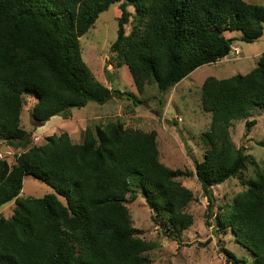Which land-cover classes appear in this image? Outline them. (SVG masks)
<instances>
[{"label": "trees", "instance_id": "16d2710c", "mask_svg": "<svg viewBox=\"0 0 264 264\" xmlns=\"http://www.w3.org/2000/svg\"><path fill=\"white\" fill-rule=\"evenodd\" d=\"M114 4L121 15L110 51L119 67H127L139 96L151 84L167 93L200 67L227 57L236 39L226 33L239 32L247 43L263 35L264 6L243 0H0L2 142L29 145L31 137L20 125L26 94L35 100L30 115L38 124L60 111L67 119L71 109L125 95L99 83L80 51V39ZM128 7L137 22L126 34ZM200 102L210 122L194 174L160 162L155 131L128 130L120 121L87 128L80 144L65 132L49 136L11 166L0 159V208L15 205L10 218H0V264H149L146 254L155 245L132 226L128 198L135 201L140 191L165 235L189 230L194 217L187 207L194 198L178 181L181 176L196 178L210 208L212 187L240 180L245 190L214 220L252 259L222 252L228 264H264V170L244 178L254 164L230 134L252 109L264 112V53L246 74L207 77ZM254 126L245 121L246 132ZM26 177L54 193L21 197Z\"/></svg>", "mask_w": 264, "mask_h": 264}, {"label": "rangeland", "instance_id": "374dc122", "mask_svg": "<svg viewBox=\"0 0 264 264\" xmlns=\"http://www.w3.org/2000/svg\"><path fill=\"white\" fill-rule=\"evenodd\" d=\"M247 3L264 6V0H243ZM129 23L124 26L125 33L131 31L137 22L135 12ZM121 13L118 4L97 18L91 28L81 39V57L90 68L99 83L111 89L116 82L117 90L124 94L114 96L107 104L97 105L89 102L84 108L70 110V117L62 114L52 117L44 124H38L31 118L30 110L35 104L33 96L25 95V105L21 111L20 125L30 135L28 146L13 147L0 140V159L10 166L16 157L33 146H40L45 138L65 132L73 144L83 141L87 128H103L107 123L120 121L128 130L144 132L155 131L158 140L160 162L172 169L191 174L195 173V162L202 160L204 141L202 133L208 129L209 114L201 109L200 89L207 77L229 79L236 74H246L256 66L259 55L264 53V25L262 37L251 43L239 40V32L226 33L227 38L236 39L233 49L224 59L217 63L205 65L191 73L167 93L160 94L154 85L145 87L143 95H137L132 78L125 65L118 66V59L110 51L117 35V19ZM114 89V88H113ZM134 95L140 102L133 103L126 93ZM253 120L255 126L246 132L245 121ZM246 120L235 121L230 129L231 139L235 147L243 148L254 166L249 165L244 178L254 177L256 171L264 170V112L252 109ZM180 184L192 193L193 202L187 207L188 213L194 217L193 226L180 233L166 232L152 221V211L148 208L140 191L135 201L128 198L127 211L132 226L139 232L140 238L155 245L146 256L149 264H228L223 250L230 251L236 257L251 262L250 253L237 244L231 232L219 230L215 224V216L221 209L229 206L234 197L245 190L238 178H232L222 185L212 187L214 203L211 208L205 198L200 184L193 176H181ZM54 193V190L32 177L23 180L20 196L36 198ZM63 202L65 201L60 197ZM15 213V205L9 203L0 208V218H10Z\"/></svg>", "mask_w": 264, "mask_h": 264}, {"label": "water", "instance_id": "95a60500", "mask_svg": "<svg viewBox=\"0 0 264 264\" xmlns=\"http://www.w3.org/2000/svg\"><path fill=\"white\" fill-rule=\"evenodd\" d=\"M112 86H113V88H114V90L116 89V82H112ZM63 113V111H60L59 112V114H62Z\"/></svg>", "mask_w": 264, "mask_h": 264}, {"label": "crops", "instance_id": "0c3cea01", "mask_svg": "<svg viewBox=\"0 0 264 264\" xmlns=\"http://www.w3.org/2000/svg\"><path fill=\"white\" fill-rule=\"evenodd\" d=\"M233 49V48H232Z\"/></svg>", "mask_w": 264, "mask_h": 264}]
</instances>
